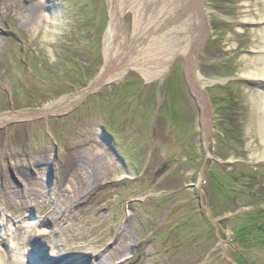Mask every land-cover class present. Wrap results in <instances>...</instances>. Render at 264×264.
Segmentation results:
<instances>
[{
  "label": "rangeland",
  "instance_id": "obj_1",
  "mask_svg": "<svg viewBox=\"0 0 264 264\" xmlns=\"http://www.w3.org/2000/svg\"><path fill=\"white\" fill-rule=\"evenodd\" d=\"M134 1L120 17L126 42L139 33L135 17L144 10L143 0L128 5ZM120 2L0 0V115L84 92L106 65V34ZM237 2L206 0L214 32L193 69L208 134L182 54L155 79L125 68L69 110L0 126L2 264H26L29 238H43L32 258L50 262L264 264V161L252 158L250 146H262L250 130L251 120L258 124L256 93L239 78L246 53L237 54L256 27L233 23ZM16 9L40 11L45 27L31 32ZM121 39H110L118 52ZM121 173L131 178L118 181ZM242 229L250 236L238 238Z\"/></svg>",
  "mask_w": 264,
  "mask_h": 264
},
{
  "label": "bare ground",
  "instance_id": "obj_2",
  "mask_svg": "<svg viewBox=\"0 0 264 264\" xmlns=\"http://www.w3.org/2000/svg\"><path fill=\"white\" fill-rule=\"evenodd\" d=\"M120 1L122 2L119 3L121 12H117L118 10L112 12L106 34L108 45L106 65L90 86L80 94L61 97L50 102L41 110L1 114L0 126L15 119L69 110L86 95V92L95 90L105 81L114 80L121 74L120 71L125 68H136L148 80L155 79L165 72L172 57L182 54L187 60L189 79L196 89L197 98L202 105V124L206 134H208L207 100L204 95V88L200 87L201 74L194 72L193 64L202 43L204 40L209 39L210 32H214L210 31L211 16L207 13V8L212 4L206 3V0H143L144 10L142 15L141 17L139 15L135 17V31L139 30V33L134 35L131 42H126L121 39L120 34L122 9H135L134 5L137 6L138 2H130L131 5H128L130 0ZM41 5L44 8L43 2ZM236 6L239 11L237 14H233V23L256 27V30H252V33H254L253 41L244 43L237 54L246 53L241 58L244 65L241 68L239 78L248 83V90L256 93H254L255 95L252 96L251 100L258 124L256 127L254 121L251 120L250 130H254L252 132L253 136H261L262 146L250 145L253 150L252 158L264 161V0H238ZM15 11V15L22 25L26 26L33 23L30 26L31 32L36 30L33 26L45 27L44 21L47 19L40 11H37L35 17L33 12L25 13L20 9ZM141 26L143 30L140 32ZM48 33L49 30H45L44 40L47 43L49 42L46 39ZM244 33L246 31L237 32L230 38L224 37V40L225 42L232 41ZM113 36H115V40L121 39L119 43L121 50L119 52L113 49V43L110 42ZM129 178H131L129 174L121 173L118 181H125ZM67 192L72 194L71 191ZM38 240L42 241V239ZM41 241H38L37 247L38 245L42 247ZM72 263L79 264V261H73Z\"/></svg>",
  "mask_w": 264,
  "mask_h": 264
},
{
  "label": "trees",
  "instance_id": "obj_3",
  "mask_svg": "<svg viewBox=\"0 0 264 264\" xmlns=\"http://www.w3.org/2000/svg\"><path fill=\"white\" fill-rule=\"evenodd\" d=\"M243 230V229H242ZM245 230V229H244Z\"/></svg>",
  "mask_w": 264,
  "mask_h": 264
}]
</instances>
